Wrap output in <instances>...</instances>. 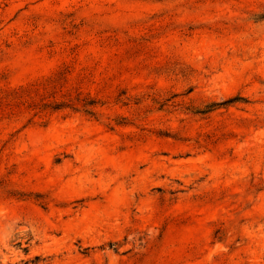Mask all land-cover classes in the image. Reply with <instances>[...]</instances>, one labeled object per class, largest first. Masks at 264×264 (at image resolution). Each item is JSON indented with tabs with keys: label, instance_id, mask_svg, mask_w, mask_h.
I'll use <instances>...</instances> for the list:
<instances>
[{
	"label": "rangeland",
	"instance_id": "374dc122",
	"mask_svg": "<svg viewBox=\"0 0 264 264\" xmlns=\"http://www.w3.org/2000/svg\"><path fill=\"white\" fill-rule=\"evenodd\" d=\"M0 264H264V0H0Z\"/></svg>",
	"mask_w": 264,
	"mask_h": 264
}]
</instances>
